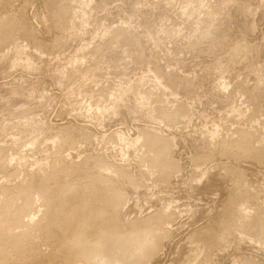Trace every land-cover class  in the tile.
Segmentation results:
<instances>
[{
	"label": "rangeland",
	"instance_id": "rangeland-1",
	"mask_svg": "<svg viewBox=\"0 0 264 264\" xmlns=\"http://www.w3.org/2000/svg\"><path fill=\"white\" fill-rule=\"evenodd\" d=\"M94 247L264 264V0H0V264Z\"/></svg>",
	"mask_w": 264,
	"mask_h": 264
},
{
	"label": "bare ground",
	"instance_id": "bare-ground-1",
	"mask_svg": "<svg viewBox=\"0 0 264 264\" xmlns=\"http://www.w3.org/2000/svg\"><path fill=\"white\" fill-rule=\"evenodd\" d=\"M93 186H94V185H93ZM97 209H98V208H97ZM93 211H94V210H93ZM94 213H95V212H94ZM90 214H91V213H90ZM99 215H100V214H99ZM83 216H84V215H83ZM93 218H94V217H93ZM80 219H81V218H80ZM84 220H85V219H84ZM85 221H86V220H85ZM85 224H86V223H85ZM85 224H83V225H85ZM81 228H83V227H81ZM80 230H81V229H80ZM142 231H143V230H142ZM101 232H102V231H101ZM78 234H79V233H78ZM76 237H77V236H76ZM80 237L82 238V236H80ZM80 237H79V235H78L77 238H80ZM144 237H145V236H144ZM74 238H75V237H74ZM74 238H73V240H76V243H75V244H78V243L80 242V239H78L79 242H77L78 240H77L76 238H75V239H74ZM84 238H85V237H84ZM142 241H143V239H142ZM142 241L139 242V247H140V248H143V242H142ZM72 242H73V241H72ZM81 242H82V240H81ZM144 242H145V241H144ZM84 243H86V242H84ZM79 244H80V243H79ZM82 244H83V243H82ZM98 244H99V243H98ZM98 244H97V245H98ZM145 244H146V243H145ZM86 246H87V245H86ZM89 246H90V245H89ZM93 246H96V245H94V243H93ZM146 246H147V245H146ZM75 247H76V246H75ZM98 247H100V245H99ZM98 247L96 246V248H98ZM101 247H104V246L101 245ZM98 249H100V248H98ZM76 250H77V249H76ZM80 250H82V249H80ZM86 250H87V252H88V249H86ZM91 250H92V251H91ZM91 250H90V253H86V254H88V255H86L84 252L82 253V251H81L82 256L84 257V259H85V257H87V258H89V259H88V261H89L90 259L93 260V257H95V255H96L97 253H98V255H100V252H101V251L99 250L100 252H98V250L95 249V247H94L93 249L91 248ZM96 251H97V253H95ZM137 251H138V250H137ZM142 251H143V250H142ZM79 252H80V251H79ZM102 252H103V251H102ZM102 252H101V253H102ZM138 252H139V251H138ZM76 253H77V252H76ZM101 255H102V254H101ZM101 255H100V256H101ZM80 256H81V255H80ZM102 256H103V255H102ZM98 257H99V256H98ZM96 258H97V257H96ZM102 258H103V257H102ZM100 259H101V258H100ZM94 260H95V258H94ZM94 260H93V261H94ZM93 261H92V262H93ZM98 261L101 263L100 260H98ZM103 261H104V260H103ZM107 261H108V260H107ZM92 262L89 261V263H91V264H92ZM104 262H105V261H104ZM104 262H103V263H104ZM104 264H105V263H104Z\"/></svg>",
	"mask_w": 264,
	"mask_h": 264
}]
</instances>
